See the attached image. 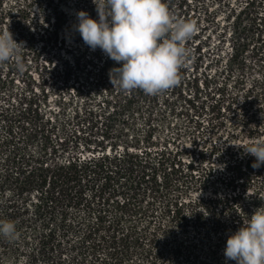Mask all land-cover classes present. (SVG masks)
<instances>
[{"label": "trees", "instance_id": "trees-1", "mask_svg": "<svg viewBox=\"0 0 264 264\" xmlns=\"http://www.w3.org/2000/svg\"><path fill=\"white\" fill-rule=\"evenodd\" d=\"M21 1L24 4L15 17L18 23L27 19L35 3ZM74 1L97 19L93 0ZM164 2L174 19L189 21L197 5L204 4L207 24L203 29L207 37L217 32L219 38L213 46L201 40L195 46L199 51L203 46L212 53L219 51L211 60L221 77L215 91L217 112L205 135L215 140L213 136L224 127V154L252 164L255 157L244 148L264 140V121L260 123L255 115L264 111V0L228 2L227 7L231 5L223 16L218 9L201 4L205 0ZM7 15L9 10L0 11V21ZM75 23L73 16L72 25ZM84 46L89 51L83 62L89 87H81L79 77L73 76L78 83L73 88L75 96L82 102L73 106L68 118L71 131L53 117L43 119L33 97L24 105L17 102L0 108V221H11L16 227L14 237L0 235V261L16 260L26 247L30 264H122L130 250L157 245L163 249L160 253L165 261L161 264H236L217 245L205 246L197 233H188V218L195 213L193 227L198 229L202 212L187 216L177 197L169 195L160 210V189L185 186L189 177L194 178L193 162L184 165L177 155L170 159L167 141L161 144L164 148L155 150L160 142L152 137L153 113L145 104L149 95L138 88L125 91L112 84L119 64L99 48ZM74 66L79 69L82 64L76 61ZM248 70L257 75L246 82ZM71 77L69 70L64 72V82ZM83 95L86 100L97 95V100L91 104ZM228 118L233 119L229 127ZM136 119L143 121V130L136 129ZM38 139L40 151L29 152L28 143ZM218 146L214 142L211 147ZM261 206V195L247 202L240 210L242 215L234 217L237 229ZM214 208L211 225L217 230L220 220L214 217Z\"/></svg>", "mask_w": 264, "mask_h": 264}, {"label": "rangeland", "instance_id": "rangeland-1", "mask_svg": "<svg viewBox=\"0 0 264 264\" xmlns=\"http://www.w3.org/2000/svg\"><path fill=\"white\" fill-rule=\"evenodd\" d=\"M34 1L27 19L18 23L15 19L17 8L24 2L1 0L0 11L9 10V15L0 21V30L8 27L15 41L24 42V49L21 50L24 69L22 72L19 71L12 60L0 64V108H10L17 102L24 105V101L33 97L38 103L43 119L53 117L55 122L61 124L66 131H71L72 125L68 118L73 106H78L82 102L81 98L75 96L73 88H76L78 83L73 81V76L79 77L81 87L85 89L89 87L86 82V69L83 68L84 59L89 55V51L72 25V17L76 16L78 10L85 11V7L72 0ZM239 1L205 0L201 4L206 3L210 9H218L223 16L231 5L227 7L228 2L236 4ZM204 8V4L197 5V12L192 19L196 25L193 35L196 33L197 36L193 38L192 35L183 45L187 55L178 70L177 84L158 94L149 95L145 104L151 106L150 110L153 113L152 137L160 142L155 150L164 148L161 144L167 141V149L171 151L170 159L177 155L184 165L189 161L194 165V178L189 177L190 181L185 186L172 185L160 189V210L162 202L165 203L169 195L177 197L187 216L191 212H202L203 219L199 221L201 227L198 229L193 227L195 213L192 214L194 218H188L190 221L188 233L190 235L197 233L205 246L215 244L223 254L226 238L237 229L234 217L242 215L241 208L252 198L261 195L264 199V164L254 168L253 163L240 161L231 154H224L223 138L226 136L225 130L227 131L224 127L213 136L215 140L205 135L213 114L217 112L215 101L219 102V97L215 91L221 77L218 76V66L211 60L214 52L219 51L212 53L207 46H203L199 51L195 46L199 40L207 41V45L213 46L219 38L217 32L207 37L208 33L203 29L207 24L204 21L206 16ZM210 53L211 55L208 56ZM76 61L82 64L79 69L74 66ZM67 70L72 77L66 83L63 75ZM256 75L257 72L248 70L244 73V79L249 82ZM83 97L87 99L84 95ZM96 100L97 95H92L86 101L93 104ZM67 101H73V104L67 105ZM221 113L228 117L226 112ZM255 115L260 123L264 121V111L256 112ZM232 121L233 119L228 118L227 127L233 125L229 124ZM135 123L136 129H144L141 119H136ZM223 129L224 131L221 132ZM214 142L219 145L218 149L211 147ZM40 146L41 142L38 139L28 143L26 148L31 153H37L40 151ZM227 198L229 201L226 200ZM212 208H214V217L220 220L217 230L211 225ZM162 241L164 240L161 239L159 245H162ZM141 247L144 249L138 247V250H130L129 254L123 257L122 264L128 262L161 264L165 261L160 253L163 251L160 246L150 247L151 249L147 246ZM27 253L28 250L24 247L16 260L4 258L0 264H30L26 258ZM120 261L122 259H117L118 263ZM35 264H45V262L36 261Z\"/></svg>", "mask_w": 264, "mask_h": 264}, {"label": "clouds", "instance_id": "clouds-1", "mask_svg": "<svg viewBox=\"0 0 264 264\" xmlns=\"http://www.w3.org/2000/svg\"><path fill=\"white\" fill-rule=\"evenodd\" d=\"M97 19L84 10L76 12L74 25L83 42L99 48L117 62L110 79L122 90L141 89L155 95L175 86L178 70L187 55L183 46L196 31L194 22L173 18L164 0H93ZM24 42L13 39L8 27L0 30V64L12 60L23 71L21 50ZM255 157L252 167L264 164V140L244 148ZM15 224L0 221V235L14 237ZM223 255L236 264H264V207L226 238Z\"/></svg>", "mask_w": 264, "mask_h": 264}]
</instances>
